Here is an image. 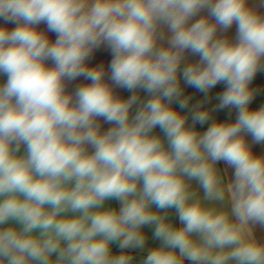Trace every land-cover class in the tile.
<instances>
[{
  "label": "clouds",
  "instance_id": "1",
  "mask_svg": "<svg viewBox=\"0 0 264 264\" xmlns=\"http://www.w3.org/2000/svg\"><path fill=\"white\" fill-rule=\"evenodd\" d=\"M262 8L0 0V20L15 25L0 26V264H264V155L247 140L264 143V106L250 108ZM101 46L112 53L107 79L88 63ZM80 77L89 83L69 91ZM181 81L206 97L225 88L215 109L189 107ZM226 108L234 122L196 129Z\"/></svg>",
  "mask_w": 264,
  "mask_h": 264
},
{
  "label": "crops",
  "instance_id": "2",
  "mask_svg": "<svg viewBox=\"0 0 264 264\" xmlns=\"http://www.w3.org/2000/svg\"><path fill=\"white\" fill-rule=\"evenodd\" d=\"M250 3L259 4L260 0H250ZM261 11H264V8H262ZM0 26H6L7 28H9V30H11L12 28L15 27V25L11 24V23L5 24L3 20H0ZM38 27L40 30L45 31L51 40H53V41L55 40V38H56L55 34L47 32V27L45 24H41ZM236 30H237L236 25L234 24L224 34L229 36L230 38H235ZM186 57H187L188 61H194V60L199 59L198 56H193L190 53H187ZM111 59H112V53H111L110 49H108L106 46H101L99 49H97L93 53L92 58L88 61V63L90 65H103L105 68L106 79H107L108 75H109L108 66L111 62ZM49 64H51V62H49ZM3 82H6V76L0 75V83H3ZM83 83H89V81H85L83 79V77L77 78L75 81H73L69 85V91H73L77 86H79L80 84H83ZM181 84H182V87L184 88L185 95H190L192 97V100L190 101L189 107H191L192 105H194L198 102H204L203 106L205 108H208V109H215L216 108L217 104L219 103V101L217 100V96H219L225 88L224 84H222V83L218 84L215 88L210 90V92L207 94V97H206L204 93L199 92L195 88L187 86L186 84L183 83V81H181ZM250 87H252L253 89L256 90V94L254 96L252 103L250 104V108L257 109L261 106H264V70H261L256 74V76L253 79ZM115 92L118 96H120L124 99H127L132 94L129 90L124 89V88H116ZM140 96L143 99L147 96V94L145 92L141 91ZM174 107H176L177 110L181 111L182 113L188 112L187 109H184V110L179 109L178 105H174ZM236 118H237V110L234 108H226V109H222V110H216V111L212 112L211 118L206 124L201 125V124L197 123L195 125V127L198 131L203 132L207 129L208 126H210V124L212 123L213 120L221 121V122L222 121H233L234 122ZM188 122L191 123V117L190 116H189ZM101 123H102L103 130H106L108 127L111 126L107 123H104L103 121H101ZM154 131L156 134L162 135V133H160L159 128L155 129ZM247 140L251 144L254 154L264 155V143H259V144L254 143L252 141V138L250 135L247 137ZM22 151H23V149H22ZM217 166L221 169V171H224L226 169L229 177L232 175L233 169L229 168L224 162H222V161L218 162ZM105 206L106 207H112V206H118V205H117V202H115V201H107ZM170 216L173 219V221L178 225L179 220H178V217L175 215L174 211L172 213H170ZM145 231L148 232V234H149V245L153 246V245L158 244L157 241H154L151 239V231L152 230L150 228H146ZM255 234L257 236V239L264 241V228L257 227L255 229ZM137 255L139 257L140 255H143V254L137 253ZM186 264H187V262H186Z\"/></svg>",
  "mask_w": 264,
  "mask_h": 264
}]
</instances>
